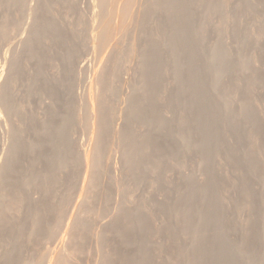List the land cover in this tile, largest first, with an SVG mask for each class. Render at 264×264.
Instances as JSON below:
<instances>
[{
  "label": "rangeland",
  "instance_id": "374dc122",
  "mask_svg": "<svg viewBox=\"0 0 264 264\" xmlns=\"http://www.w3.org/2000/svg\"><path fill=\"white\" fill-rule=\"evenodd\" d=\"M61 1H59L58 4L57 2L51 3V1H49V3L47 0H26L27 9H25L24 13H26V10H28V14H25V18H27H24L25 20L22 23L24 24V22H26V24L23 25V28L21 26V31H18L15 26L12 25L8 29L9 39L4 41L0 36V87L3 83V79H7V72L10 66L9 60L10 57H12V55L10 54L12 53L11 51L8 52L10 56L7 57L8 54H6V50L8 51V47L17 44V42L18 44L16 45V48L19 47V53L15 56V58L19 59V64L17 65L19 66V68L17 67L19 71L16 75V80L14 78L13 80L9 81V99H11L9 121L20 136L19 138L22 143V156L24 158L21 164L15 163L12 166H15L16 168L19 167L21 170H29L35 167L38 169V171H43L42 169L46 168V165L44 163V155L34 156L33 150L38 138V131L41 129L40 126H42L43 128L45 126L44 123H46L47 121L48 122L46 123V126H57L63 122V125L68 127L67 135L69 133V138L67 137V141L69 139L72 140L69 142H72L73 150L76 153L75 155L82 164V166H80V164L77 168L68 167L59 169V183L56 186V190L53 195H45V193L40 188H37L36 185L35 187L34 185H30L29 183H27L28 179L27 177H24L25 175H23V173V176L21 175V173H19L16 177V179H18L17 181L19 182V188L21 190V193L24 195V198L28 197L30 200L26 198L29 200V204L27 202V205H23L20 203L19 208L23 206V208H21L22 210L19 209L16 205L17 207L7 212V217L9 219L12 218L10 222L12 221V223L15 222V224H17V226L12 228V230H15L17 227H20L23 223V220L24 223L31 222L29 220V216L31 213L29 211V206L33 205L34 210H40L44 214L43 216L44 220H47L46 222L54 220L55 222L53 221V223L57 227L55 233L60 232L59 235H56V233L54 235V238L50 237V239L47 237H43L46 238H42L43 240L38 238L39 241L37 239L35 242H30L29 238L22 239V247L18 251V255L21 261L25 264H47L49 263V260L51 258H53V261H56L55 258H58V253H60V258H62V264H103L106 259V256L110 254L109 251H111V247L113 245L116 246V248L119 247L118 249L121 251L123 250L125 252L135 253L136 250L132 249L133 247L129 248L120 244L118 241L116 242L115 237H112L114 235L112 234V232H110V227L114 224L116 218L120 214V211L124 207L129 211H140L142 214H145L150 219L152 226L156 231L155 234L149 235L150 237H147L148 243L151 245L153 244V264H187V262L185 261H173V259L175 258L174 254L177 252V250H182L184 248V245H187V243H189V237L186 236L185 238V236H180V241L175 244L174 240L168 234L157 232L158 229H160L168 221L172 224L176 223L174 217H170L169 214L166 215L164 213H161L158 210V207L160 203L164 205L166 209H168L169 207H173L178 201V198L181 196V194L185 193L187 190L193 189V194L195 198V208L192 210V215L193 220H198L203 215L204 211L208 208L206 200H210L208 198H204L203 194L199 195L197 193L199 189L208 185V175L214 177L219 181L216 187V194L224 197L227 203V213L224 220L222 221V224L218 225L219 223H212L209 227V231L215 232L221 227H229L230 229L231 227L236 226V230H238L237 228L239 226V230L242 228L244 234L245 220L252 218L253 214L252 211L247 208L237 209L233 200L238 198L241 194H244L246 189H249L250 191H255L259 193L260 205H262L264 202V34L258 35V31L261 28L264 29V0H223L226 4V12L224 13L228 16V24L222 37H217L216 31V28L217 26H219L222 18L220 13L209 14L207 13L206 8L204 9V7L202 6L201 8L203 9L198 10V16L196 15L195 18V23L200 24L203 22V20L205 21L207 19L206 16L208 17V19L205 21L206 24L204 30L206 40L204 41L203 46L205 47L207 53H212L216 41L218 39H221L223 43V48L221 50L225 56L229 55L228 58L235 62H238L240 59L246 58L251 61L254 68L258 72L257 73L253 70L246 73V77H242L240 75H237V72L234 71L231 75L223 74L220 82V86L225 90L231 87L235 88V92L233 93V97L231 98L230 109L239 108L244 97L249 96V104L256 110L257 113V122L252 123L251 121L245 120L242 123V127L240 128V133L245 136H241L240 138H238V135L235 131H231L228 129L224 130V128L219 129L222 135V143L220 142L219 145H217L211 150L213 165L210 173L205 172L202 159L198 152L189 151L187 149H181L179 151L178 157H171L172 160H170L171 163L168 167L163 166L162 163H160L156 159H152L150 161L146 160L144 162V166L148 175L145 176V180H137V178L133 177V175L129 172V168L124 162L125 159L123 160L124 148L120 140V134H118V131L123 130L125 127L129 126L133 130V133L137 139L147 138L151 134L154 137L155 145L158 147V149H150V151L159 150L161 152L168 153H173V150L176 149L174 142L173 144L169 142L171 137L178 135L180 138L181 135L184 134L183 132L185 130H188V132L194 137V139L198 138L197 132L200 129L205 130L207 136L214 135V133H211L209 129H205L203 127H195L192 123H186L190 122L191 118L195 114L198 115L202 111L192 107L193 104L196 102V99L194 96L191 95L183 99V104H181V106L178 105V102L176 103V83L175 76H173L172 71L175 69L177 63L176 60L171 58L170 55L172 53L169 49L162 50V53H164L166 57V63L163 67L165 73L161 81L162 83L164 82V86L166 85V91L159 93L157 97L161 107H158V109L155 111L147 107H145L147 109H144L145 115L149 117H153V115L158 113L163 114L164 117L169 120V125L160 128H155L149 125L145 126L141 124L140 121H138L137 119L133 120L124 117L125 112L128 110V108H130L129 101L127 100L128 97L132 94H138L143 96V93L148 88L145 87V84L143 82L144 73L141 69V59H139V57L141 56V51H144L146 49L144 48V46L146 45V41H148L149 39L152 40L151 37L147 38L148 40H146L147 32L145 30L153 29V36H155V31L156 29H158V32L156 31V33H158L157 35L159 37L160 27L158 26H160V22L167 19V17L163 14V12L159 11L156 12L152 16V18L146 22V20L143 19L142 14L143 10L149 6L148 2L150 1L129 0L130 3L127 6V12L125 13L126 16H129H124L125 19L123 18L122 21L117 18L121 21V24L123 25L119 23L121 25V28H118V30L115 32L114 29H116L115 26L117 25L115 22V13L113 12L114 10L116 12L118 6V4H115V2L113 4L107 2L104 3L105 5H103L101 4L102 2L100 0H67L68 2L70 1L72 3L71 4L69 2L68 5L66 4V0H64L63 2ZM89 1H91V4H88ZM122 1L124 2L128 0H120L118 3L119 5H121V7L123 4ZM245 2H248L253 6L257 7L258 11L254 13L255 16H253L249 12ZM32 4H35L34 7H39L35 8L36 10L33 9V11L35 10V12L40 9L42 5L45 6L47 15L53 18L62 27L64 33L68 34V39L66 41H58L52 37L43 36V39L41 40L40 44L44 46L46 51L44 55H41L42 57L32 56L29 50L25 49V46H22V41L23 39H25L24 37L28 35L30 28H32L34 25L32 24V22L34 21L35 23L36 20L34 16L37 13L34 12L35 14L32 15ZM99 4L102 5V8ZM71 6L72 8H74L72 9ZM85 6L88 7V10H86V8H83ZM198 6H196V8H198ZM90 8L92 11L90 10ZM86 11H88L89 14L86 13ZM103 12H105V16H101V14L103 15ZM29 13L31 14L29 15ZM23 14L22 16L24 17ZM27 15H29V17ZM22 16L18 15V18H16V15V17H14V20L16 19V22L20 18L21 20H23ZM1 17L2 14L0 15V18ZM97 23L99 24L98 26ZM147 26H150L151 28ZM110 27L114 31V34H112L114 37H112L111 35L110 38L107 40L108 42H102L100 39L95 40V35L99 38L101 33H105V31H107V29ZM22 32H25L23 33L24 36H22ZM98 40H100L102 44H100V41ZM99 46L101 49L99 48ZM73 50H78L76 59L71 58ZM113 50L115 53L113 52ZM100 51L102 53H100ZM111 55L113 56L112 58H110ZM107 57L111 59V61H108V63L105 61V59L109 60ZM5 67L7 69H4ZM102 67V71L105 70L104 73L107 77L106 85L115 89L116 93L113 92L115 94L114 95L110 91L106 92L107 100H109L108 102L111 107L109 111V114H111L109 115V117H113L111 118V126H109L107 129H103L104 131H101L102 137L104 138L103 140L106 143L105 145L107 147H104L102 153L103 158L100 164L101 173L99 172V184L97 188H95L92 192V190H89L88 180L91 176L90 170H92V168H90V165V167L87 169L85 163H83V155L84 153L88 154L90 160L91 158H93L94 153L96 151L95 142L97 138L96 134L98 133V129L96 123L92 122L93 120L91 122L96 126L95 128H92L94 127L92 123L88 125L84 123L86 120H84L83 118H87L89 121L91 119L90 112L86 106L87 104L83 105V103L85 102L83 100L88 101L90 94H95L96 88L101 87L98 86L97 80L98 78H100L98 75H101L102 73L100 71ZM241 75L244 74L241 73ZM114 76H117L116 79L114 78ZM211 77H214V73L204 75L202 79H211ZM67 78L71 79L69 80V83L67 80L66 84L65 80ZM199 79L200 76L195 78L192 81V84H199ZM245 79L255 80L256 82L252 87L247 88L244 83ZM47 82L55 84L56 88L59 89L57 94L48 93L51 91H48L44 88ZM74 83H76L75 85L77 86H75ZM95 86L97 87L94 88ZM75 87L78 89H76ZM90 87L91 90H89ZM74 93L76 96L74 95ZM80 96H83L84 98L86 97L88 99H83V97ZM79 98H81V100ZM78 99L79 102L82 101L83 103L80 102V104H78ZM76 101L78 105H75ZM69 104H71L73 110H71L70 113H66V111H68L66 107ZM169 105H171V108L167 107ZM82 109L84 110L82 111ZM204 112L207 113V111ZM67 114H72L70 116L73 117V121L75 120V122L69 120L65 122L68 125L64 124L63 120L65 116H67ZM226 117L229 118L230 115L226 114ZM181 118L184 119V122H182ZM2 120L3 118H0V123L2 125L0 126V131L5 127L4 124L6 117L4 121ZM49 120L52 121L51 124H49ZM86 123L89 122L86 121ZM4 130L7 131V129L5 128ZM4 130L2 131L4 135L0 133V167L3 165V163L5 164L4 159H6V157L8 156L6 150L7 145L5 143L8 142L6 138H8L9 134ZM5 132L7 133V136H5ZM245 137L246 141L249 142V144L246 146L245 149L237 151V154L241 158V162L235 164L231 161L230 157L226 155V152L228 150L227 148L235 147L239 143V140ZM254 148L258 153L257 157L259 167L261 168H258V172H256L255 175V171L253 170L252 165L249 166L247 162L243 161L245 153L248 152L250 149ZM147 152L148 151L144 153ZM36 158L41 160H38ZM154 165L163 166L162 174L157 178L156 175L153 174V172L151 171V168ZM86 173L87 175H85ZM251 176L258 177L256 183H254V181L251 179ZM25 178L27 179L25 181L27 185L24 184ZM190 178L193 179V183L190 182ZM85 185H87V188ZM107 188L109 189L107 190ZM63 193H67V195L65 196ZM83 193L84 195H82ZM62 194L64 196H61ZM213 194L215 193H207L206 196H212ZM67 196L68 200L64 203L62 201V198ZM82 196H84L85 198L83 199ZM81 197L85 203L80 200ZM43 202L45 203V205H43ZM48 202L49 205H53V208L55 207L54 210L48 205ZM86 202L88 205L86 204ZM80 204L82 205V209L84 206V210H86L85 213L87 214H85L84 212L82 213V211L84 210L80 208ZM42 206L44 207L42 208ZM59 206H63L64 209L63 215H61L62 217H59L60 215L56 211V208H58ZM105 206H107L106 209H111L108 211L106 210L109 215H107L108 213L104 211ZM233 207H235L236 209H233ZM114 209L118 215L115 214ZM79 211L82 213L79 215L81 218L78 216V214L80 213ZM102 212L104 214L106 213V216ZM102 214L106 218L102 216ZM113 215H115L114 217H116L117 215V217L114 219ZM99 216H102L104 218ZM108 216L110 219L108 218ZM79 220L85 223L86 227L82 226L81 228L85 227V231L83 230L84 236L88 234V237H84V242H86V244H83L85 245V248L82 244L80 250L76 249L75 251H73L75 245L77 243L82 242L81 238H77V241H73V247L71 246L70 249V244L67 240L71 239L70 242L72 241V237L68 236H71V229L74 228V226ZM241 224L242 227L240 226ZM71 225L72 228L69 227ZM69 228L71 230L70 233L68 231ZM99 229H104V231H102L101 233L104 232L102 235L104 237L106 236L105 239H102L104 237H99L102 236L101 233L99 234ZM64 230L66 232H64ZM79 232L80 230L76 231L77 234ZM241 232V230L235 231L234 235L230 237V240L236 244L240 243V240L243 237V234H241ZM60 234L62 235L60 236ZM3 236L12 237L13 235L11 233H4L3 235L1 234V237ZM200 236V234H194V237ZM98 237L100 239H98ZM106 238L108 240H106ZM99 240L102 243L97 242ZM63 243L65 246L63 245ZM98 243H100V245ZM116 243L118 246L116 245ZM158 246L161 247L162 250L159 249V251L156 248ZM65 247H67L69 250ZM96 247H98L97 250H95ZM60 248H62L61 250L63 252L60 250ZM102 248H104L105 251ZM48 250L51 251V253H49ZM67 250L70 252H68ZM89 250H95L97 252L92 251L90 253ZM10 251V245H0V263L6 260L5 255L8 254ZM57 255L58 257H56ZM193 255H188V259H190Z\"/></svg>",
  "mask_w": 264,
  "mask_h": 264
},
{
  "label": "bare ground",
  "instance_id": "6f19581e",
  "mask_svg": "<svg viewBox=\"0 0 264 264\" xmlns=\"http://www.w3.org/2000/svg\"><path fill=\"white\" fill-rule=\"evenodd\" d=\"M36 1H38V0H36ZM47 1L48 2L51 1V3H53V2L58 3L61 0H47ZM63 1H61V2H63ZM95 1H97V0H95ZM100 1L102 2L101 4H103V5H105L104 3H107V2H110L112 4L115 2V4H118L116 12H115V10L113 12V13H115V22L117 25V26H115L116 29H114V28L113 29L116 32L118 30V28H121L120 26L123 25V24H121V21L123 20L124 16H126L125 13L127 12V6L129 5L130 1L129 0L124 1V2L122 1V3H123V4L121 3L122 7L118 3L120 0H109V1L100 0ZM148 1H150V2L152 1V2L151 3L148 2L149 6L147 5L148 7H146L143 10V14H142L143 19H145L146 22L149 19H151L152 16L156 12H159V11L163 12V14L167 17V19L160 22V26L157 25L158 27H160L159 37L157 35L158 33H156V31L158 32V29H156V31H155V36H153V34H154L152 32L153 29L152 30L151 29L145 30L147 32L146 40H148L147 38H149V37H151L152 40L149 39L148 41H146V43H145L146 45L144 46V48H146L145 49L146 51L145 50L141 51V53H140L141 56L139 57V59H141V69L143 70V73H144V77H143L144 81L143 82L145 84V87H148V88L143 93L144 94L143 96L138 95V94H132L128 97L127 100L129 101L130 108H128V110L125 112L124 117L125 118L127 117V119H133V120L137 119L138 121H140L141 124H143L145 126L146 125L153 126L155 128H160V127H164L166 125H169V120L166 119L163 114L158 113V114L153 115V117H151V116L149 117V116L145 115V112H144V109H147V108L155 111L158 109V107L159 108L161 107L160 102H158L157 97H158L159 93L166 91V85L164 86V84H163L164 82L162 83V81H161V79L163 78V75L165 73V71L163 70V67L166 63V57H165L164 53H162V50L169 49V50H171V53H172V54L170 53L171 58L176 60V63H177L175 69L172 71L173 76H175V83H176L175 84L176 85V87H175L176 103L178 102V105L181 106V104H183V99L185 97L191 95V96H194L196 99V102L193 104L192 107L197 108L198 110L202 111L198 115L195 114L191 118V121L186 122V123H192L195 127H203L205 129H209L211 133H214V135L207 136L206 131L203 129H200L197 132L198 138L194 139V137L188 132V130H185L183 132L184 134L181 135V137H180L182 140L179 138L178 135L171 137L169 142L172 144L174 142L176 149L173 150V153H168V152H161L159 150L150 151V149H158V147L155 145L154 137L150 134L149 137H147V138L137 139L133 133V130L128 126V127H125L123 130L118 131V134H120V140H121L123 148H124L123 160L125 159L124 162L128 166V168H129L128 170L133 175V177L137 178V180H143V179L145 180V176L148 175L146 173V169L144 166V162L146 160L150 161L152 159L153 160L156 159L160 163H162L163 166L168 167L171 163L170 160H172L171 157H178L179 151L181 149H183V150L187 149L189 151H195V152H198L200 154V157L202 159V163L204 165L205 172L210 173L211 169H212V165H213L212 164L211 150L213 148H215L217 145H219L220 142L222 143V141H221L222 135H221L219 129L224 128V130L228 129L231 131H235L236 134L238 135V138H240L241 136H245V135L240 133V131H241L240 128L242 127V123L245 120L251 121L252 123L257 122V113H256V110L249 104V96L244 97L239 108L230 109L231 98L233 97V93L235 92L234 91L235 88L231 87V88H228L226 90L224 88H222L220 86L221 77L223 76V74H225V75L230 74L231 75L232 72H234V71L237 72V75H240L242 77H246L245 76L246 73L253 71V70L255 72H257V71L254 68L251 61L246 59V58L240 59L238 62H235V61L228 58L229 55L225 56L221 50L223 48V43H222L221 39H218L216 41V44L213 47L212 53H207V51L205 50V47H203L204 41L206 40V35H205V30H204L205 24H206L205 21L208 19V17L206 16L207 19L205 21L203 20V22L201 21L202 23L196 24L195 18H196V15L199 13L198 10L203 9V8H201L203 6L204 9L206 8L207 13H209V14H215V13L221 14L222 18H221L219 26H217V28H216L217 29L216 31H217V37H222L225 30H226L227 24H228V16L224 13V12H226L225 11L226 4L224 3L223 0H148ZM66 2H67L66 4H68L70 1L68 2L66 0ZM26 3H27L26 0H0V15L2 14V17L0 18V36L2 37V39L4 41L9 39L8 38L9 37L8 29L10 26L14 25L18 31L19 30L21 31V26L23 28V25L26 24V22H24V24L22 23L27 18V17L25 18V14L28 12V10H26L27 12L24 13L25 9H27ZM35 4H32L33 7ZM88 4H91V1H89ZM101 4H99V5L102 8ZM245 4L247 5L249 12L253 16H255L254 13L256 11H258L257 7L253 6L252 4H250L248 2H245ZM92 5H93V3H92ZM92 5H91V7H92ZM196 6H198V8H196ZM33 7H32V12H33L32 15L37 13L34 16L36 20L33 19V20H35V23H34V21L33 22L31 21L32 24H34V25H33V27L30 26L32 28L29 27L30 30L28 28L29 32L27 30V32H28V35H26L27 38H26V36L24 37L25 39L22 38L23 39L22 46H25V49H28L32 56H38L39 57L41 55H44L45 51H46L44 46H42L40 44L41 40L43 39V36H49V37H52L58 41H66L68 39V34L64 33L62 30V27L53 18H51L50 16L47 15L45 6L42 5L40 7V9H38L36 12H35V10H36L35 8H39V7L38 6L37 7L35 6L34 8ZM71 8H72V6H71ZM83 8H86V10H88L87 9L88 7H86V6ZM33 9H35V10L33 11ZM69 9H70V7H69ZM104 9H106V8H104ZM90 10H91V8H90ZM105 12H106V10H105ZM105 12H103V15L101 14V16H105L106 15V14L104 15ZM86 13H88V11H86ZM140 13H141V11H140ZM22 14L24 15V17L22 16ZM30 14L31 13H29V15ZM16 15H17V17H16ZM18 15L19 16L21 15L23 20H21V18H20L16 22V19L14 20V17L18 18ZM29 15H27V16L29 17ZM97 15H98V13H97ZM108 15H110V14H108ZM128 16H126V17H128ZM85 17H86V15H85ZM93 18H94V16H93ZM117 18L120 19L121 21L118 20ZM28 19H31V18H28ZM97 19H99V18H97ZM112 20H113V18H112ZM196 22H198V21H196ZM27 24H28V22H27ZM98 25L99 24L97 23V26ZM147 27H150V26H147ZM108 29H111V30H108ZM108 29H107V31H105V33H101L99 38H98V36L95 35V40L100 39L102 42L107 41L110 38V36L112 34H114L113 33L114 31L112 30L111 27ZM23 33H25V32H22V36H24ZM263 34H264V29L261 28L258 31V35H263ZM20 35H21V33H20ZM112 37H114V36L112 35ZM100 40H98V41H100ZM101 41H100V44H102ZM16 42H17V40H16ZM17 44H18V42H17ZM17 44L9 46L8 51L6 50V54H8L7 57L10 56L8 53L9 51L12 52V53H10L12 55V57H10V60L8 59L10 61V66H9V69L7 72V79L6 80H4L5 78L3 79V83L0 87V89H1V93H0V97H1V99H0V118H3L2 121H4L5 117H6L5 124L4 123L3 124L5 126L4 128L7 129V131L4 130V128L1 129L0 133L3 134L2 131L4 130V131L8 132V134H9L8 138H6L8 142L5 143L7 145L6 150H7L8 156L6 157V159L3 158L5 164L3 163V165L0 167V175H1L0 176V245L2 246V245L7 244V245H10V247H11V251L5 255L6 260L4 259L5 261H3L4 263L2 262L3 264H25L24 262L21 261L19 255H18V251L22 247V239L29 238L30 242H35L38 238L39 239H42L43 237H47V238L53 237L54 238V235L56 233H57L56 235H59V233H60V232L55 233V230L57 227L53 223L54 220L50 221V222L49 221L46 222L47 220L46 221L44 220V216H43L44 214L40 210H34L33 209L34 207L32 204H31L32 206H29V211L31 212L30 216H29V218H30L29 220L31 222L30 221H29L30 223L26 222V223H28V224H26V223H24V220H23L22 221L23 223L21 224V226L19 225L20 224V222H19L18 225L20 227H17L18 230H17V228L15 229L16 231L12 230V228L17 226V224H15V222H13L14 223L13 224L12 221L10 222V220H12V218L9 219L7 217L8 216L7 212L14 209L17 206L19 208L20 203L23 205H25V204L27 205V202H28V204H29V200H30L28 197H26V198H28L29 200L24 198V195L21 193V190L19 188L20 186L18 184L19 182L17 181L18 179H16L18 174L21 173V175H22V173H23V175H25L24 177H27V179L29 181V182L27 181V183H29L30 185H34V186L36 185L37 188H40L45 193V195H53L55 190H56L55 188L59 183V175H58L59 169L68 168V167L69 168L70 167L77 168L81 164L80 160H78V158L75 155L76 153L73 150L72 142H69L72 140L69 139L67 141V137L69 135V133L67 135V132H68L67 128L68 127L63 125L62 121H61L62 123L59 125L55 124L57 126H49L48 124H47L48 126H46V123L48 122L47 121L46 123H44L45 126L43 125L44 126L43 128H42V126H40L41 129L38 131V138H37L36 144L34 146V150H33L34 156L44 155V163L46 165V168L42 169L43 171H38V169L35 167H33L32 169H29V170H21L17 165L16 166L18 168H16L15 166H12L15 163L21 164L22 160L24 158L22 156V146H21L22 143H21L20 138H19L20 136L9 121L10 101H11V99H9V89H10L9 88V86H10L9 81L13 80L14 78L16 80V75L18 74V71H19V69H18L19 66H17L19 64L18 63L19 59L15 58L16 54L18 55V53H19V51H18L19 47L16 48ZM19 44H20V42H19ZM99 48H100V46H99ZM4 51H5V49H4ZM113 52H114V50H113ZM100 53H102V52L100 51ZM77 54H78V50H73V54L71 55V58L76 59ZM112 55L110 58L113 57ZM31 58H33V57H31ZM105 61L108 63V61L110 62L111 59H109V60L105 59ZM5 64H6V60H5ZM4 69H7V68L5 67ZM102 70H103V67L100 69V71L102 73H104L105 70L104 71H102ZM5 71H7V70H5ZM102 73H101V75H98L100 78H98V80H97L98 86H101V87H99V88L97 86L94 87V88L97 87L95 90V94H93L90 91L92 94H90L89 99L85 97L86 99H88V101L83 100L85 102L87 101L86 103L84 102L85 104L82 101H80L83 103V105L87 104L86 105L87 109L90 112V119L91 120L89 121L87 118H83L84 120L89 122V123H86V121H85L84 123L86 125L91 124L92 122L96 123L97 129H98V133L96 134L97 135L96 136L97 137L96 142L94 141L96 143V151L94 153L93 158H91V160H90L88 154L84 153V155H83V163H85L87 169L90 167V165H91L90 168H92V170H90L91 176L89 175L90 178L88 179L89 180V190H92V192L95 188H97V186L99 184V180H100L99 175L101 173L100 164H101V160L103 158L102 153H103L104 147L106 146L105 145L106 143L103 140L104 138L102 137L101 131L103 129H107L109 126H111V124H112L111 118L113 117L112 115H111L112 116L111 118L109 117V115L111 114V113L109 114L111 107H110V104L108 102L109 100H107L106 92L110 91L112 93L113 92L116 93L115 89L108 87L106 85L107 84V82H106L107 77H106L105 73L104 74H102ZM209 73H211V74L214 73V77H211V79H208V78L202 79V77L204 75H209ZM241 73L244 75H241ZM198 76H200L199 84H192V81L195 78H197ZM116 77L117 76H114L115 79H116ZM70 79L71 78H67L65 80V83L67 80L69 83ZM94 82H95V80H94ZM255 82H256L255 80H250V79L244 80V83H245L247 88L252 87ZM75 84L76 83H74V85ZM95 84H97V83H95ZM75 86H77V85H75ZM92 86H94V85H92ZM44 88L47 89L48 91H51L48 93H52V94H57V92L59 91V89L56 88L55 84H52L51 82H47V84ZM76 89H78V88H76ZM89 90H91V87ZM74 92H75V90H74ZM71 95H73V94H71ZM74 95H75V93H74ZM77 97H79V96H77ZM80 97H83V96H80ZM85 98L83 97V99H85ZM79 99L81 100V98H79ZM79 99H78V104H80ZM63 103H64V101H63ZM61 104H62V102H61ZM76 104H77V101H76L75 105ZM79 106H82V105H79ZM145 107H147V108H145ZM167 107L171 108V105H169ZM62 108H64V107H62ZM66 108L68 110V111H66V113L67 112L70 113V111L73 110L71 107V104L67 105ZM83 110L84 109H82V111ZM204 111H207V113H205ZM68 114H67V116H65V118L63 120L64 124H66L65 122H67L69 120L73 121V117L70 116L73 113L70 115H68ZM226 114H229L230 117L229 118L226 117ZM119 117H120V114H119ZM60 119H61V117H60ZM181 120H182V122H184L183 118H181ZM6 121H7V123H6ZM51 122L52 121L49 120V124H51ZM73 122H75V120ZM54 123H56V122H54ZM69 123H71V122H69ZM93 123H92V125H94ZM66 125H68V124H66ZM0 126H2L1 123H0ZM95 127L96 126L94 125V127H92V128H95ZM5 136H7V133L5 134ZM177 141H178V143H177ZM248 144H249V142L246 141V137L243 139H240L239 143L235 147H230V148L228 147L227 148L228 150L226 152V155H228L230 157V159L233 163H235V164L240 163L241 158L237 154V151H241V150L245 149ZM146 151H148V152L144 153ZM257 155H258V153L256 152V150L254 148V149H250L248 152H246L245 156L243 157V161L247 162L249 164V166L252 165L253 170L255 171L254 175L256 174V172H258V168H260ZM38 158H36V159H38ZM38 160H41V159H38ZM84 160H85V162H84ZM80 166H82V164ZM163 166L154 165L151 168V171L153 172V174L156 175V178L162 174V169H163L162 167ZM85 175H87V173ZM257 178H258L257 176H251V179L254 181V183H256ZM27 179L25 178L24 182ZM22 180H21V182H22ZM190 182L191 183L194 182L192 178H190ZM27 183L25 182L24 184L27 185ZM207 183H208L207 186H205V187H203L197 191V193L199 195L203 194L204 198L210 199V200H206L208 208L204 211L203 215L198 220H193V215H192V210L195 208V198H194V194H193V189L187 190L185 193L181 194V196L178 198V201L176 202V204L173 207L168 208L169 211H168V209H166L164 207V205H162L161 203L159 204L158 210L161 213H164L166 215L169 214L170 217H174L176 220V223L172 224L171 222L168 221L160 229H158L157 232H159V233L162 232V233L168 234L174 240L175 244L180 241L179 240L180 236L181 237L185 236V238H186V236H188L190 238V239L188 238V240H190L189 243H187V241H188L187 240L186 241L187 245H184V248L182 250H177V252L174 254L175 258L173 259V261L174 260L175 261H185V262H187V264H264V202L262 201L263 204L260 205L259 193L255 192V191H250L249 189H246L244 194H241L238 198L233 200L235 207L237 209L247 208V209L251 210L252 214H253L252 218L245 220L244 234H243V229L241 228L242 224L240 225L241 226L240 230L242 231L241 234H243V237L242 238L239 237V238H241L240 243L236 244L230 240V237L232 235H234L235 231H240L239 226L237 228L238 230H236V227H237L236 226V227H231L230 229H229V227H221L219 230H217L215 232L209 231V227L212 223H219L218 225L222 224V221L224 220L226 213H227V203H226V200L224 199V197L216 194V187H217L219 181L217 179H215L214 177L208 175ZM260 183H261V181H260ZM85 186L87 188V185H85ZM83 187H84V184H83ZM108 189L109 188H107V190ZM66 191H68V190H66ZM207 193H215V194H213L212 196H209V195L206 196ZM63 194L61 196L67 195V193H65L64 195ZM82 195H84V193ZM82 197H83V199L85 198L84 196H82ZM82 197L80 200H82ZM87 197H88V195H87ZM67 200H68V196L62 198V201L64 203ZM82 202H84V201L82 200ZM86 204H87V202H86ZM43 205H45V203ZM48 205H49V202H48ZM87 205H86V208H87ZM49 206L52 207L53 205H49ZM43 207L44 206H42V208ZM50 207H49V209H50ZM81 207H82V205L80 206V208ZM106 207L107 206H105L104 211L111 210L109 208L106 209ZM235 207H233V209ZM21 208H23V206ZM21 208H19V209H21ZM36 209H38V208H36ZM49 209H48V212H49ZM52 209L54 210L55 207L54 208L52 207ZM81 209H80V211H81ZM84 209L85 208L83 206L82 210H84ZM53 210H51V211H53ZM63 210H64L63 206H59L58 208H56V211L60 215L59 217H62L61 215H63ZM87 210H89V209H87ZM83 212L85 213L86 210L82 211V213ZM114 212H115V209H114ZM82 213L80 212L78 214V216ZM85 214H87V213H85ZM103 214H102V216H104L106 213L104 215ZM115 214H117V213L115 212ZM107 215H109V213ZM117 215H116V217H117ZM65 216H66V214H65ZM102 216H99V217H102ZM114 216L115 215H113V217ZM104 217H102V218H104ZM116 217H114V219ZM73 218H74V216H73ZM108 218H109V216H108ZM26 220H27V218H26ZM80 220L77 222V224L74 226V228L71 229L72 230V232H71L72 234H70L71 236H68V237H72V241L70 242L71 239L67 240L70 244L69 245L70 246L69 249H70L72 246V242L75 240L77 241V238H81L82 242L77 243L75 245V248L73 249V251H75L76 249L80 250L82 247V244L83 243L86 244V242H84V237H88L87 236L88 234L86 236H84V232H83L86 225L83 221H80ZM68 222H69V220H68ZM110 222H112V221H110ZM110 225H111V223H110ZM64 226H67V225H64ZM82 226H85V227L81 228ZM69 227L72 228V225ZM102 227H104V226H102ZM110 228H111L110 232H112V234L114 235L112 237H115L116 242L118 241L120 244L127 246L129 248L133 247L132 249H135L136 252L131 253V252H125L123 250L121 251L118 249L119 247L116 248V246L113 245L114 246L113 247L111 245L112 246L111 251H109L110 254H108V250H107L108 256H106V259L104 258L105 261L103 260L104 261L103 264H153V262H154L153 253H152L153 252L152 251V248H153L152 245L153 244L151 245L148 243L147 237L149 235L155 234L156 231L154 230L150 219L145 214H142L140 211H138V212L129 211L123 207L122 210L120 211L119 216L116 218V221L114 222V224ZM62 229H65V228H62ZM104 229L103 230L99 229V234L102 231H104ZM106 229H107V227H106ZM71 230H70V228L68 229L69 233ZM77 230H80V232L78 234L76 233ZM64 232H66V231L64 230ZM4 233H11L13 236L12 237H4V236L1 237V234L3 235ZM61 233H63V232H61ZM103 233H101V235ZM194 234H200L201 236L200 237H194ZM61 235L62 234H60V236ZM99 237L102 238L104 236L102 235ZM99 237H98V239H100ZM105 237L102 239H105ZM82 238H83V240H82ZM107 238H106V240H108ZM39 239H38V241H39ZM43 239H46V238H43ZM183 240H184V238H183ZM85 241H86V239H85ZM97 242H101V241L99 240ZM98 244L100 245V243H98ZM63 245H64V243H63ZM67 245H68V243H67ZM116 245H117V243H116ZM67 247H65V248L68 249ZM83 247L85 248V245ZM107 247H108V245H107ZM97 248L98 247H96V249L95 248H91V249L97 250ZM156 248L158 250L159 249L162 250V248L159 246ZM61 249L62 248H60V250ZM102 249L104 250V248H102ZM71 251H72V249H71ZM92 251H90V253ZM48 252L51 253V251H49V250H48ZM57 252H58V250H57ZM68 252H70V251H68ZM95 252H97V251H95ZM58 254H59V257H58V255L56 256L58 258H55L56 259V261L54 260L55 263L53 261V258H51L49 256L51 259L49 258L50 260H49V263H47V264H62V258H60L61 257L60 253H58ZM193 254H195V255H193ZM188 255H193V256L190 259H188ZM52 257H53V255H52ZM102 259H103V257H102ZM2 263H0V264H2Z\"/></svg>",
  "mask_w": 264,
  "mask_h": 264
}]
</instances>
